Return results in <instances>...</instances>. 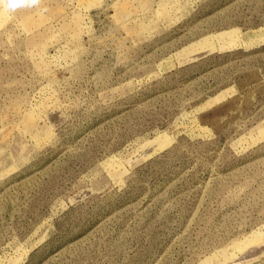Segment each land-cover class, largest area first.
I'll return each mask as SVG.
<instances>
[{"label": "rangeland", "instance_id": "1", "mask_svg": "<svg viewBox=\"0 0 264 264\" xmlns=\"http://www.w3.org/2000/svg\"><path fill=\"white\" fill-rule=\"evenodd\" d=\"M0 264H264V0L0 11Z\"/></svg>", "mask_w": 264, "mask_h": 264}, {"label": "clouds", "instance_id": "2", "mask_svg": "<svg viewBox=\"0 0 264 264\" xmlns=\"http://www.w3.org/2000/svg\"><path fill=\"white\" fill-rule=\"evenodd\" d=\"M40 0H0V11L13 13L18 9L36 8Z\"/></svg>", "mask_w": 264, "mask_h": 264}]
</instances>
